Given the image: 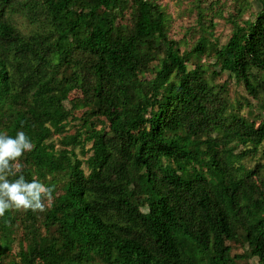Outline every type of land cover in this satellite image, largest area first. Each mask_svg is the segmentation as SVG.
<instances>
[{
    "label": "trees",
    "instance_id": "16d2710c",
    "mask_svg": "<svg viewBox=\"0 0 264 264\" xmlns=\"http://www.w3.org/2000/svg\"><path fill=\"white\" fill-rule=\"evenodd\" d=\"M202 3L177 40L157 0H0V133L53 187L0 217V264H264V5L233 1L220 44Z\"/></svg>",
    "mask_w": 264,
    "mask_h": 264
},
{
    "label": "clouds",
    "instance_id": "9594fccd",
    "mask_svg": "<svg viewBox=\"0 0 264 264\" xmlns=\"http://www.w3.org/2000/svg\"><path fill=\"white\" fill-rule=\"evenodd\" d=\"M34 148L31 139L23 132L10 136L0 133V217L9 210L43 213L53 202V187L38 178L26 180L20 157ZM10 177H16L10 179Z\"/></svg>",
    "mask_w": 264,
    "mask_h": 264
},
{
    "label": "rangeland",
    "instance_id": "374dc122",
    "mask_svg": "<svg viewBox=\"0 0 264 264\" xmlns=\"http://www.w3.org/2000/svg\"><path fill=\"white\" fill-rule=\"evenodd\" d=\"M210 1L213 0H203V3L201 4L204 7L209 6V9L205 11V13L207 12V20L211 17V12L219 7L218 5H220V7H222V9L224 10V13H222L223 16L216 15L212 18L214 27L210 31L212 33L213 38L217 39L219 43L222 44L227 40L230 35L231 26L226 20V16L228 13L227 10L230 9V4H232L235 0H217L219 2L218 5L215 3L208 4ZM157 2L164 7L166 13L169 15L170 23L168 32L172 38L177 40L180 38L193 39L198 36L199 32L190 33V30L198 29L195 20L197 14L194 9V0H157ZM253 4L256 6V8H258L264 5V0H253ZM249 15H251V10H249L245 14V16ZM18 23L19 25L24 24L22 20H20ZM145 75L146 72H141L139 74V76ZM225 80L228 83L230 96L233 99L235 105L238 103L242 105L241 113L247 114L249 107L245 103L246 99H250L252 106L255 107L253 112H256L257 108L255 105V101L252 100V98L246 93L242 83L236 82L234 78H228L227 74L224 72L218 77V81L223 82ZM76 95L77 93L73 92L71 93L70 97H74ZM75 123L76 121H69V124L67 126V132H73V124ZM262 162H264V160H262ZM250 164H252V162ZM231 245L232 253L242 252V247L239 244L231 243ZM16 248L17 241H15L13 244V249L16 250ZM249 263L256 264V259H250Z\"/></svg>",
    "mask_w": 264,
    "mask_h": 264
}]
</instances>
